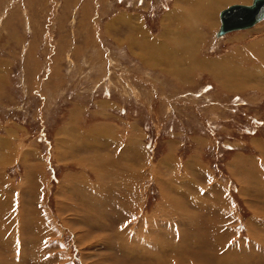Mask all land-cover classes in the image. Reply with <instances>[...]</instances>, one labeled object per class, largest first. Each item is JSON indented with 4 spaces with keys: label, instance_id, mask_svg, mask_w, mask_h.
Masks as SVG:
<instances>
[{
    "label": "rangeland",
    "instance_id": "obj_1",
    "mask_svg": "<svg viewBox=\"0 0 264 264\" xmlns=\"http://www.w3.org/2000/svg\"><path fill=\"white\" fill-rule=\"evenodd\" d=\"M213 2L0 0V264H264V20Z\"/></svg>",
    "mask_w": 264,
    "mask_h": 264
},
{
    "label": "bare ground",
    "instance_id": "obj_2",
    "mask_svg": "<svg viewBox=\"0 0 264 264\" xmlns=\"http://www.w3.org/2000/svg\"><path fill=\"white\" fill-rule=\"evenodd\" d=\"M189 1H190L191 3H193L194 0H193V1H192V0H189ZM213 1H214L213 4H214V3L218 4V5H217V7H218L219 4L226 3L228 0H213ZM246 5H250V4H246ZM180 6H181V5H180ZM177 9H178V8H177ZM197 9H198V8H197ZM193 13H194V12H193ZM176 15H177V14H176ZM262 20H264V18H263ZM262 20H261V21H262ZM261 21H259V22H261ZM259 22H257L255 25H257ZM220 24L222 25V21H221ZM255 25H254V26H255ZM254 26H252V27H254ZM137 27H138V26H137ZM252 27H250V28H252ZM134 28H135V27H134ZM135 29H136V28H135ZM135 29H134V30H135ZM247 29H249V28H247ZM136 30H137V29H136ZM138 30H139V29H138ZM138 30H137V31H138ZM140 30H141V29H140ZM143 30H144V29H143ZM241 30H242V29H241ZM243 30H244V29H243ZM235 31H236V30H235ZM139 32H140V31H139ZM144 33H146V32H143V33H141V34L144 35V36L148 39V35H146V34H144ZM228 33H231V32H228ZM228 33H226V34H228ZM218 34H219V33H218ZM226 34H223V35H220V34H219V35H220V36H224V35H226ZM139 35H140V34H139ZM150 37H151V36H150ZM151 39H152V38H151ZM151 42H152V44H153V43H155L156 41L153 40V41H151ZM151 46H152V45H151ZM142 47H143V46H142ZM157 48H158V47H157ZM146 49H148V45H147V48H146ZM146 49L143 48V50H145L144 53H146V51H148V50H146ZM150 49H151V48H150ZM153 49H154V48H153ZM162 52H163V51H162ZM148 54H149V51H148ZM168 57H169V56H168ZM128 139H129V140H127V141H128V144H131V142H132V138H129V137H128ZM116 140H117V138H116ZM120 144H125V143H123L122 141H118V142H117V150H118V148L120 147ZM124 146H125V145H124ZM127 146H128V145H127ZM135 148H136V147H135ZM135 148H134V149H135ZM124 150H125V149H124ZM127 150H128V149H127ZM127 150H126V151H127ZM126 151H125V152H126ZM97 153H98V152H97ZM119 153H120V152H119ZM130 153H134V152L131 150ZM123 155H124V154H123ZM123 155H122V154H119V157H118V158L121 160V159H128V158L132 157V156H130L129 154L124 155V156H123ZM132 155H135V154H132ZM143 155H144V154H143ZM140 156H141V154H140ZM92 157H93V156H92ZM102 157H103V156H102ZM102 157H101V158H102ZM141 157H142V156H141ZM118 158H117V159H118ZM97 159H98V158H97ZM88 160H89V159H88ZM97 161H98V160H97ZM116 161H117V160H116ZM166 162H167V161H166ZM128 163H129V165H131L130 161H129ZM128 163H127V164H128ZM109 164H110V163H109ZM118 164H119V163H118ZM125 165H126V164H125ZM125 165H124V166H125ZM146 165H147V163H146V161H145L144 164H143V163L141 164V167H146ZM172 165H173V164H172ZM124 166H123V167H124ZM125 167H126V166H125ZM125 167H124V168H125ZM97 168H98V167H97ZM126 169H127V168H126ZM138 170L141 171V172H142V171H143V172L145 171L144 168H140V169H138ZM138 170H136V168H134V172H133V173H135L134 176H137V173H138L137 171H138ZM130 171H132V169H130ZM97 172H98V171H97ZM97 172H96V173H97ZM101 172H103V171H101ZM101 172H98V173L101 174ZM107 172H109V169H108ZM127 172H128V171H127ZM109 173H110V172H109ZM188 173H189V172H188ZM100 174H99L100 177H101V175L104 177V175H105L106 173H104V175H103V174L100 175ZM141 174H142V173H141ZM97 175H98V174H97ZM111 176H112V175L110 174L109 178H110ZM132 176H133V175H132ZM97 177H98V176H97ZM103 177H101V178H103ZM98 178H99V177H98ZM2 179H3V178H2ZM103 179H104V178H103ZM113 179H114V178H113ZM98 180H99V179H98ZM98 180H97V181H98ZM100 180H101V179H100ZM104 181H105V180H104ZM99 182H100V181H99ZM131 182H132V181H131ZM191 183H192V182H191ZM109 184H110V183H109ZM120 185H121V184H120ZM101 186H102V183H101ZM93 187H94V186H93ZM104 187H105V186H104ZM99 188H100V187H99ZM101 188H102V187H101ZM101 188H100V189H101ZM105 188H106V187H105ZM108 188H110V190H111L110 192L112 193V192H113V190H112L113 187H112V188H111V187H107V190H108ZM116 188H117V187H116ZM116 188H115V189H116ZM90 189H91V188H90ZM104 192H105V190H104ZM117 192H119V189H118ZM127 192H128V191H127ZM119 193H120V192H119ZM119 193H118V194H119ZM118 194H117V195H118ZM119 195H120V194H119ZM134 195H135V194H134ZM97 196H98V195H97ZM124 196H125V195H124ZM124 196H123V197H124ZM114 198H115V197H114ZM114 198H113V199H114ZM130 198H131V197H130ZM123 199H124V198H123ZM92 200H93V199H92ZM106 200H107V199H106ZM131 200H132V198H131ZM110 201H111V200H110ZM115 201H116V200H115ZM96 202H97V201H96ZM98 203H99V202H98ZM123 203H124V202H123ZM96 204H97V203H96ZM121 204H122V203H121ZM121 204H120V205H121ZM122 206H123V205H122ZM133 206H134V205H133ZM124 207H125V206H124ZM124 207H123V208H124ZM227 210H228V209H227ZM227 210H226V211H227ZM135 212H136V215H137L138 212H137V211H135ZM227 212H228V211H227ZM126 213H127V212H126ZM132 215H134V214H132ZM136 215H135V216H136ZM130 216H131V215H130ZM138 216L140 217V215H138ZM139 217H138V218H139ZM169 217H170V216H169ZM125 218H129V217H125ZM131 218H132V217H131ZM133 218H134V217H133ZM136 218H137V217H136ZM176 218H177V217L174 218V216H173V218H171V217L169 218L170 220L166 218V220H164V221H162V222H160V220H158V223H161V224L163 225V226H162L163 228L168 229V230H165V234L168 235L169 230L173 231V230H172L173 227H175V229L178 230V232L180 231V233H182V234H183V233H187V234L190 233V234H192V235H195V234H198V233H199V234L202 235V236H207V234L210 233V232H211L212 234H213V233H214V234L216 233V236H217V234H218V231H219V230H216V231H215L214 229H211V228H209V232H207V231H202V229H200V230L197 231V228H196L195 226H194L195 228L193 229V227L188 226L187 223H185V221H183L182 219H181V220H182V221H181V220H176ZM190 218H191V217H190ZM178 219H180L179 216H178ZM191 219H192V218H191ZM224 219H226V218H224ZM155 220H157V219H155ZM168 221H170L171 223L166 225V223H167ZM175 221H176V223H175ZM223 221H225V220H223ZM226 221H227V220H226ZM255 221H256V220H255ZM177 222H178V224H177ZM186 222H188V221H186ZM260 223H261V222H260ZM113 224H114V223H113ZM133 224H134V223H133ZM135 224H136V223H135ZM157 225H159V224H157ZM178 225H179V227H178ZM189 225H190V223H189ZM104 226H105V224H104ZM151 227L153 228L154 225H151ZM162 227H160V228L162 229ZM166 227H168V228H166ZM183 227H184V228H183ZM189 227H190V230L186 232L185 230H186L187 228H189ZM217 227H218V226H217ZM222 227H223V226H222ZM222 227H221V229H222ZM225 227H226V226H225ZM256 227H257V226H256ZM182 228H183V229H182ZM161 229H160V230H161ZM133 230H134V231H133ZM194 230H195V231H194ZM213 230H214V231H213ZM261 230H264L263 227H262V225H261ZM138 232H139V231H138ZM150 232H151V231H150ZM153 232L155 233L156 231H153ZM122 233H123L124 235H123V234H120L119 232L117 233V235H119L120 238H121L122 235H123L124 237H126V238H124V239L129 238L130 241H132L133 239H134V241H137V239H138V237H139V235H138L139 233L137 234V231H135L134 228H131V227H129V226H126V227L124 226V227H123V230H122ZM180 233H179V234H180ZM142 234H143V233H142ZM142 234H141V235H142ZM156 234H158V233H156ZM174 234H175V233H174ZM220 235H221V234H220ZM258 235H259V234H258ZM127 236H128V237H127ZM144 236H145V234H144ZM176 236H177V235H176ZM185 236H186V235H185ZM195 236H196V235H195ZM221 236H222V235H221ZM227 236H229V235H226V237H227ZM256 236H257V235H256ZM114 237H115V236H114ZM178 237H179V236H178ZM223 237H224V235H223ZM250 237H251V236H250ZM156 238H157V237H156ZM217 238H218V237H217ZM255 238H256V237H255ZM11 239H12V238H11ZM219 239H220V238H219ZM259 239H260V237H259ZM259 239H258V240H259ZM3 240H4V239H3ZM223 240H224V239H223ZM227 240H228V239H227ZM263 240H264V238H263ZM263 240H262V241H263ZM150 241H151V240H150ZM193 241H194V240H193ZM255 241H257V239H255ZM262 241H259V244H260V242H262ZM1 242H2V241H1ZM1 242H0V243H1ZM175 242H176V241H175ZM188 242H189V241H188ZM194 242H195V241H194ZM194 242H193V243H194ZM216 242H217V241H216ZM216 242H214V243H215L214 246H215L216 249L219 251V254H217V256L213 255V257L211 256L210 259H208L207 256H209L211 253H207L206 250H205L206 248H204V247H200L199 249H196V251H194L193 253L191 252V254L194 255V256L197 258L198 261H199V259H198L199 257L202 258V259L207 258L208 260H204V262H205L206 264H207V263H210L209 260L211 261V259H213V261H214V260L216 261L215 258H217V261H219L218 263L222 262L223 259H224L225 262H226L227 260H229L228 258H230V257H228L226 254H223V253H225V252L231 247V246H230V243H229V241H227V243L223 246V245H220L219 243H216ZM240 242H241V241H240ZM153 243H154V242H153ZM214 243H213V244H214ZM236 243H237V242H236ZM257 243H258V242H257ZM2 244H3V243H2ZM120 244H121V242H120ZM222 244H223V243H222ZM262 244H264V242H262ZM136 245H137V246H136ZM140 245L142 246V244H140ZM227 245H228V249H227ZM134 246L138 247V244H135ZM134 246H133V248H132V252H129V253L132 254L131 256H134L133 258H137V257H138V254L135 253V251L137 250V248L134 249ZM210 246H211V245H210ZM252 246H253V245H252ZM123 247H124V246H123ZM123 247H120V249H122V250L125 249V248H123ZM143 247H144V246H143ZM211 247H212V246H211ZM253 247H254V246H253ZM261 247H262V246H261ZM128 249H129V248H128ZM133 249H134V250H133ZM172 249H173V248H172ZM174 249H175V248H174ZM216 249H215V250H216ZM224 249H225V250H224ZM233 249H234V248H233ZM139 250H140V249H139ZM217 250H216V251H217ZM223 250H224V251H223ZM120 251H121V250H120ZM126 251H127V250H126ZM130 251H131V249H130ZM191 251H192V250H191ZM210 251H211V250H210ZM259 251H260V250H259ZM140 252H141V251H140ZM178 252H179V251H178ZM122 253H124V252H122ZM125 254H126V252H125ZM135 254L137 255V257H136ZM142 254L144 255L143 252H142ZM166 254H167V253H166ZM168 254H169V253H168ZM171 254H172V253H171ZM220 254H221V255H220ZM153 255H155V254H153ZM254 255H255V254H254ZM129 256H130V255H129ZM172 256H174V255H172ZM178 256H179V254H178ZM195 257H194V258H195ZM10 258H11V257H10ZM140 258H141V255L138 257V259H140ZM142 258H144V256H143ZM196 258H195V261H196ZM158 259H159V260H160V259L163 260V257L160 256V258H158ZM182 259H183V258H182ZM252 259H254V258H252ZM156 260H157V259H156ZM157 261H158V260H157ZM163 261H164V260H163ZM201 261H202V260H201ZM181 262H182V261H181ZM9 263H10V262H9ZM182 263H183V262H182ZM188 263H192V264H193L194 262H190V261H189ZM188 263L185 262V264H188ZM199 263H201V262L199 261ZM222 263H223V262H222ZM245 264H246V263H245Z\"/></svg>",
    "mask_w": 264,
    "mask_h": 264
},
{
    "label": "water",
    "instance_id": "obj_3",
    "mask_svg": "<svg viewBox=\"0 0 264 264\" xmlns=\"http://www.w3.org/2000/svg\"><path fill=\"white\" fill-rule=\"evenodd\" d=\"M220 17V35L250 28L264 18V0H253L250 5L231 4L221 11Z\"/></svg>",
    "mask_w": 264,
    "mask_h": 264
},
{
    "label": "crops",
    "instance_id": "obj_4",
    "mask_svg": "<svg viewBox=\"0 0 264 264\" xmlns=\"http://www.w3.org/2000/svg\"><path fill=\"white\" fill-rule=\"evenodd\" d=\"M191 4H192V3H191ZM177 16H178V17H177ZM174 18H177V19H178V18H179V15L174 16L173 19H174ZM164 24H165V23H164ZM135 28H136L137 30H138V29H139V30L137 31ZM135 28H134V29H135V33H136V31H137L138 33H139V31H142V33L145 32L141 26H138V27H135ZM140 29H141V30H140ZM133 31H134V30H133ZM144 34H146V33H144ZM146 35H147V34H146ZM144 38H146V37L144 36ZM125 163H126V162H125ZM125 163H123V165H124Z\"/></svg>",
    "mask_w": 264,
    "mask_h": 264
}]
</instances>
